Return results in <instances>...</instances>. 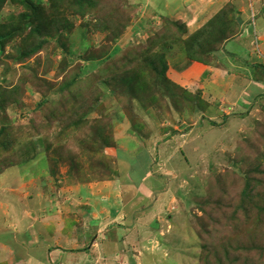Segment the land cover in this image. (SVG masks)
<instances>
[{"label": "rangeland", "instance_id": "rangeland-1", "mask_svg": "<svg viewBox=\"0 0 264 264\" xmlns=\"http://www.w3.org/2000/svg\"><path fill=\"white\" fill-rule=\"evenodd\" d=\"M5 1L0 23L25 18L0 48L1 93L16 90L0 113V131L13 135L0 146V243L14 259L15 238L33 231L56 242L51 222L70 219L80 247L84 236L93 247V230L106 233L98 252L107 264H264L262 42L252 79L221 59L225 42L207 45L204 35L244 8L254 22L253 5L262 11L264 1L96 0L84 16L63 15L57 0ZM201 32L200 44L187 43ZM206 47L215 51L199 53ZM195 64L224 78L207 72L206 91H192ZM79 117L102 124L84 145L71 126ZM249 178H261L260 195H248ZM219 182L223 191L212 187ZM127 228L133 244H117L132 241ZM0 264H13L3 246Z\"/></svg>", "mask_w": 264, "mask_h": 264}, {"label": "crops", "instance_id": "crops-1", "mask_svg": "<svg viewBox=\"0 0 264 264\" xmlns=\"http://www.w3.org/2000/svg\"><path fill=\"white\" fill-rule=\"evenodd\" d=\"M258 1L263 2L264 0H258ZM255 3H256V0H255L254 4ZM226 4L228 5V3H226ZM240 4H242V3L239 1L238 5H240ZM253 10L255 11L254 16L255 17L258 16V17L255 18L254 22H252V23H249V21H250L249 13H247V10L245 11V8L242 10V13H239V14L237 13V17H236V19H237L236 23L237 24L235 27L233 26L234 31L236 33L234 34V36L231 39H229L224 44L225 53L227 56L224 55L221 58V59H224V61H226V59H228V62L232 66L241 69L240 72H241V74L244 75V77L246 76V74L251 76L252 71L254 69L253 68L254 65L261 61V58L256 53L257 50L255 51L254 41H255L256 37L259 38L258 42H260V41L262 42L261 48H262V51L264 52V8H262V11H261V8H259V6L254 7V5H253ZM256 12H257V14H256ZM193 19L195 20V18H193ZM232 61H234L236 64H233ZM199 70H200V73H199ZM193 71H194V74L195 73L196 74L192 78L193 79L199 78L200 82L199 83L193 82L192 78H189V81H188L189 85L187 87H189L188 89H192V91L193 90L195 91V88H196V90L197 89H204V90L206 89V85L201 86L200 84H203V83L205 84V81L208 80L209 78H211V77L207 76V72H213L212 75L214 76V78L217 77L216 79H223L224 78V76L223 77L222 76L220 77V75L217 76L214 73L216 71H214L208 67L198 65V64L191 66L190 70L187 71L186 74L188 75L190 72H193ZM183 75H185V74H183ZM251 78L253 79L252 76H251ZM212 79L213 78H211V80ZM237 80L238 79L235 78L236 83H237ZM231 82L233 83L234 80ZM239 82L241 83V84L239 83L240 85H242L244 83V82L242 83L240 81V79H239ZM212 83L215 86L217 84V82L214 84V81L211 82L210 84L212 85ZM246 86H247V84H246ZM246 86H245V88H246ZM247 90L250 91L249 89H247ZM245 104H246V102H245ZM216 112H217V110H216ZM217 113H219V111ZM218 116H220V115H218ZM119 218H117L116 220H118ZM121 220H123V218ZM25 221H27V220L24 219L23 222L25 223ZM118 221H120V220H118ZM69 222L71 224L73 223V221H70V219L66 220V222L65 221L61 222L58 225L53 224L51 222L53 229H55L53 231V233L57 234L56 242H53V243H50V239H52V237L46 239V237L40 238L41 236H39L38 238H36L35 232L30 230L31 229L30 225H29L28 229H27V227L24 228V231H26L25 229H27V232L31 231V234H29V237L24 238L25 236L23 234L22 236H24V237L15 238L14 244H13V242H10L13 245H19L16 247L17 251H19V254L21 256V259L18 262L16 261V257L14 259L15 253H14V250L12 248L7 246V244H4V242L0 243V246H3L5 251L8 250V252L10 254V260H12L13 264H81L80 262H82V264H107L108 260L105 261V259H107L106 257L108 256V254H106L105 257L103 258V257H100V253L98 252L100 250V246L102 244L100 239L103 238L104 240H106V238H107V237H105L106 233L100 234L99 232H101V231L93 230V232H95L94 242H92L93 247L89 248V249L86 247L87 236H84L82 241H80V244L82 245V247H80L79 241L75 242L74 239L71 238V236L69 235L70 230L66 227L67 226L66 224ZM99 226H100V223L97 226V228H99ZM47 228H48V226H47ZM66 230H68V231H67V234L65 236L63 233H65ZM46 231H47V229H46ZM129 232H130V230H129V228H127V233H125V237H127V236L130 237ZM15 233L21 234L23 232L22 231L16 232V230H15ZM47 234L50 235L51 232L48 233V231H47ZM17 239H20V240H17ZM71 239H73V240H71ZM131 239H132V241H129L128 243H125V241H126L125 238L117 239L116 243L117 244L122 243V244H127V245L133 244V238H131ZM43 241H47L49 243V245L45 248V250H44V248H41L40 250H42V252H37V253H31L30 252V251L38 250V247L42 245L41 242H43ZM31 245H33V246L31 248H28ZM24 249H27V250L29 249L30 251L24 252Z\"/></svg>", "mask_w": 264, "mask_h": 264}, {"label": "trees", "instance_id": "trees-1", "mask_svg": "<svg viewBox=\"0 0 264 264\" xmlns=\"http://www.w3.org/2000/svg\"><path fill=\"white\" fill-rule=\"evenodd\" d=\"M57 2L60 5V7L62 8V10L64 11L63 15H66L67 10L69 9V10H72L70 12H73L74 14H79L81 16H84V14L87 13V11L90 10L93 5H96L95 4L96 0H57ZM3 3L5 5L6 1L0 0V12H1L2 8L4 7ZM88 6H89V8H87ZM42 12H43V10H42ZM24 21H25V18H23V21H22V19H20V20H16V22L11 20L10 22L0 23V48L3 51L5 49L6 44L9 41L13 40L16 37H19V35L22 33V32L20 33V30H24L22 28ZM223 24H222L223 29H218V30L216 27L214 28V27L208 26L207 29L204 31L205 34L201 32L200 34H198V37H197V35L192 36L189 39V41H187V43L188 44H197V42H198L200 44L201 39H203V34L206 36L205 42L207 41L206 42L207 45L212 44V43L214 44L217 41H223L226 43V41H228L236 33L234 31V27L236 26L237 23H232V22L228 21V23H226V24L223 23ZM63 27H65V25H63ZM215 39H217V40H215ZM27 41H28V39H26L24 41L26 45H27ZM195 49L196 48H193L191 51L193 52ZM29 51H34V49H31V47H28L27 52L24 53V56L22 58L23 60L25 58L28 59V57H29L28 52ZM198 51H199V53L203 52V55H205L206 53H208V55H210L215 50L213 47H206V48L198 49ZM198 51L196 52V55H198ZM1 57H2V54L0 52V59H1ZM7 71L8 70L5 71V74L7 73ZM1 90H2V88L0 87V113L6 111L4 103H10V104L16 103V99H11V98H15V97H13L15 95V93H13V92H15L16 90H13V92L9 91L7 93L3 92V94L1 93ZM43 101H44L43 104L46 103V99H43ZM49 113H51V111H49ZM78 113L81 117L82 114L84 113V111H80ZM80 117L78 119V122H72L71 126L74 127L75 133L77 131H81L80 129H82L81 132L85 134V137H84V140L81 144L84 145L87 143V140L90 136H93L94 134L96 135L97 131L102 127V124L98 123L95 126L89 127V122H86L85 120L81 119ZM95 131H96V133H95ZM12 136L13 135H12L10 129L6 131V129L2 127V130L0 131V146L3 145L1 143L3 138H5V137L9 138ZM260 181H261V178H259V180H258V178H253V179L249 178V180L246 183V187H245V189L248 191V195H250V196L255 195L256 191H258L255 189V187L257 186L258 183H260ZM216 184H217L216 188L214 186H212L216 191H218V190L223 191L224 190L225 187L223 188V185L220 182L216 183ZM263 188H264V186L261 187V189H263ZM208 191H209L210 195H212L214 193L209 188H208ZM222 191H219V193ZM259 192L260 191H258V195H260ZM224 193L225 192L218 194L220 196V198H224ZM207 197H208V194H207L206 198ZM217 198H218V196L217 197L210 196L207 200H205V203H207V206L214 207L217 209L220 206V203L222 202V200L217 201ZM210 221L212 222L213 218H208V220L204 223L203 228L205 227V229H207V227H209L208 225L209 224L211 225Z\"/></svg>", "mask_w": 264, "mask_h": 264}]
</instances>
